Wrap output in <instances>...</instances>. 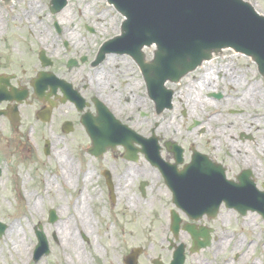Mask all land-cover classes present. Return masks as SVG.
Here are the masks:
<instances>
[{
	"label": "flooded vegetation",
	"instance_id": "af4514ba",
	"mask_svg": "<svg viewBox=\"0 0 264 264\" xmlns=\"http://www.w3.org/2000/svg\"><path fill=\"white\" fill-rule=\"evenodd\" d=\"M100 14L75 11L72 18L64 17L72 20L67 26L51 18L50 29L35 16V28L24 30V36L39 43L50 36L46 46L51 47L39 48L33 63L26 50L24 62L0 72V88L7 97L0 102L6 131L0 132V143L13 149L11 156L26 149V156L42 165V174L50 175L39 181L43 197L35 199L44 207L41 221L33 226L36 240L40 230L48 246L59 244L61 252L67 250L61 245L79 249L78 244L99 239L156 242L160 251H142L136 264H152L154 259L170 264L178 237L191 240L182 229L185 223L209 231L211 242L219 237V214L192 222L176 208L173 193L214 192L221 177L235 181L245 170L237 171L240 165L231 151L241 156L239 142L225 132V98L218 90L225 79L212 77L208 86L207 75L201 73L191 79L197 85L193 92L186 77L169 81L172 95L167 101L160 81L153 78L151 84L130 55L107 52L99 60L106 40L98 36L101 31L94 23ZM243 147V154L251 148ZM19 194L28 206L22 187ZM146 211L152 214L153 232L142 224ZM172 212L181 221L177 236L171 231ZM127 255L121 253L120 264H126ZM63 262L74 264L64 254Z\"/></svg>",
	"mask_w": 264,
	"mask_h": 264
},
{
	"label": "rangeland",
	"instance_id": "374dc122",
	"mask_svg": "<svg viewBox=\"0 0 264 264\" xmlns=\"http://www.w3.org/2000/svg\"><path fill=\"white\" fill-rule=\"evenodd\" d=\"M48 1L16 0L12 13H8L6 8H2L0 1V72L11 70L24 62L22 58L25 56L26 50H28L29 57L32 59L31 63H33L37 60L35 56H37L39 48L47 50L46 47H48L50 49V44L46 46L50 36L41 40L40 43L32 36H24L25 29L35 28L34 26L37 24L35 16L41 18L45 27L50 29L52 28L51 18H56L61 21V25L67 26L72 20L68 21L64 17L72 18L75 11L90 13L93 17L94 13H101L100 19H96L94 23L101 31L98 36L102 39L116 35L123 21V17L119 16L118 12L104 0H91V2L71 0L67 9L56 16L48 11ZM250 1L252 5H255L258 14L264 13V0ZM27 11L30 12L31 20L25 19ZM47 12L48 14H46ZM208 68L215 70L222 68L232 76L227 77L224 80V85H220L218 88L225 98V132L227 136H234L233 138L239 142V146L236 148L242 149L240 156L231 148L240 165L237 171L250 169L251 179L256 189L264 191V79H261L257 65H254L246 55H234L232 59L224 62L222 59L206 62V68L195 71L193 77H199ZM222 76V71L211 72L205 78V82L208 86H212V82L208 83L207 79L213 81L215 78L212 77H218L217 79L221 80ZM193 77L185 79L190 82ZM193 82L191 81L192 85ZM193 86L194 88L190 90L192 92L197 85ZM213 90L203 91L206 93ZM230 124L233 126L229 127ZM0 132L2 134L6 132L1 119ZM238 135H241V139ZM242 144L251 147L250 149L246 148V154H243L245 148ZM224 148L225 150L228 148L227 143ZM11 150L13 149L3 146L2 142L0 143V155L6 157L0 158V167L3 169L0 177V222L5 224L6 228L11 224L16 225L20 231L21 239L25 242V248L22 253L13 252L11 245L6 242L3 235L0 238V264H64L63 254L64 257L71 259V263L75 264L77 261L73 254L68 250L62 251V253L59 244L56 243L49 244V255H40L35 261L33 260V250L37 243L33 226L41 221L44 213L41 202L35 201V199L43 197V188L39 181L42 177L49 179L50 175L42 174V165L27 157L26 155L29 153L26 149L22 153L16 150L13 153L14 156L9 154ZM246 157L248 161H246ZM32 167L34 169H31ZM21 187L28 206L19 194ZM59 188L61 187L59 186ZM90 193L94 194L95 192L91 191ZM35 202L37 204H33ZM218 212L216 224L219 237L211 243L209 248L190 254L188 248L191 240L188 236L180 235L175 242V244L185 245L187 264H264V218L262 215L252 210L240 214L235 209L227 208L224 205L219 208ZM149 214V211L144 212L141 220L145 226L144 229H150L153 232L152 214ZM248 214L254 216L253 223H245ZM107 235H111V229ZM78 245L84 256L80 264H120L121 253H129L136 247H140L144 252L150 254L160 251L158 243L139 241V239L127 244L118 243L115 239L108 242L99 239L98 242ZM165 246L167 251L168 245L165 244ZM104 257L109 260L105 261Z\"/></svg>",
	"mask_w": 264,
	"mask_h": 264
},
{
	"label": "water",
	"instance_id": "95a60500",
	"mask_svg": "<svg viewBox=\"0 0 264 264\" xmlns=\"http://www.w3.org/2000/svg\"><path fill=\"white\" fill-rule=\"evenodd\" d=\"M2 8L12 13L16 0H6ZM91 2V0H88ZM123 17L121 35L105 43L103 49L111 48L115 52L128 53L142 60L140 49L143 46L155 45L154 60L144 64L146 76L149 82L153 78L162 84L165 80H178L183 75L194 70L187 77H193L195 71L206 68V62H215L222 59L230 60L234 55H249L247 58L254 65H258V72L264 74V13H256L255 5L250 0H106ZM246 1V2H245ZM52 8L57 11L62 9L66 0H51ZM64 7L58 13L59 15ZM249 4H248V3ZM49 3V1H48ZM47 3V6H48ZM253 8V9H252ZM256 12H255V11ZM118 13V14H119ZM119 14V16H121ZM232 48V49H223ZM152 48H145L150 54ZM223 49V51H219ZM244 53V54H242ZM43 58V57H41ZM253 59L255 61H253ZM256 62V63H255ZM264 79V75H261ZM2 79L0 78V81ZM3 89H0V92ZM163 92V88H162ZM170 95V91H166ZM6 97L0 96V101ZM239 184H231L235 189L227 187L219 194V201L210 211L216 214L218 206L224 200L227 207L235 208L242 214L248 209L256 210L264 217V192L256 191L255 185L248 180L247 175L239 177ZM175 198H185V195H176ZM192 207H184V210L194 219H198L205 212H209L206 201L202 196H193ZM6 225L0 222V237L4 234ZM190 232L196 236H205L206 241L198 245L193 244L191 251L199 247H206L209 243L205 232L196 233L193 228ZM39 234V233H38ZM38 254L46 251V243L41 235H38ZM197 248V249H196ZM134 250L133 252H137ZM183 246L177 249V255L172 264H182Z\"/></svg>",
	"mask_w": 264,
	"mask_h": 264
},
{
	"label": "bare ground",
	"instance_id": "6f19581e",
	"mask_svg": "<svg viewBox=\"0 0 264 264\" xmlns=\"http://www.w3.org/2000/svg\"><path fill=\"white\" fill-rule=\"evenodd\" d=\"M34 9V8H33ZM105 20V17H104ZM219 71L223 72V78L226 79L227 77H232L230 75V73L224 71L222 68L218 69ZM218 70L212 69V68H208L207 70H205V72H203L202 76H206L208 74H210L211 72H217ZM207 82H211V79H207ZM246 161H248L247 157H246ZM245 223L246 224H250L253 223L254 220V216L251 214H248L245 218ZM4 237L6 238V242H8L11 245V249L13 252L15 253H22L23 249L25 248V242L21 239V234L20 231L18 230V228L16 227V225L11 224L7 227L6 232L4 234ZM61 247L65 248V249H71V253L73 254V256L77 259V260H81L84 259V256L82 253H80L78 250L77 245H61ZM2 251V250H1ZM66 262V261H65ZM73 264V263H72Z\"/></svg>",
	"mask_w": 264,
	"mask_h": 264
}]
</instances>
